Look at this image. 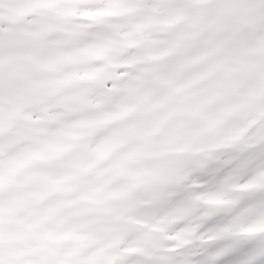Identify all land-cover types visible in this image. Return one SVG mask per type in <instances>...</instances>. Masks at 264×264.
Returning a JSON list of instances; mask_svg holds the SVG:
<instances>
[{"label":"snow or ice","instance_id":"obj_1","mask_svg":"<svg viewBox=\"0 0 264 264\" xmlns=\"http://www.w3.org/2000/svg\"><path fill=\"white\" fill-rule=\"evenodd\" d=\"M0 264H264V0H0Z\"/></svg>","mask_w":264,"mask_h":264}]
</instances>
